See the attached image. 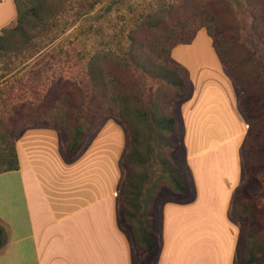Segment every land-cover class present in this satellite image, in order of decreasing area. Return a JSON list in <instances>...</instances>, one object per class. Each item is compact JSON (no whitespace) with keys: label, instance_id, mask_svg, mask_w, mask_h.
Instances as JSON below:
<instances>
[{"label":"rangeland","instance_id":"1","mask_svg":"<svg viewBox=\"0 0 264 264\" xmlns=\"http://www.w3.org/2000/svg\"><path fill=\"white\" fill-rule=\"evenodd\" d=\"M1 1L4 3L5 0ZM16 3V19L0 29V132L13 127L10 133L15 149L16 139L26 127H57L62 133L73 130V118L80 111L87 112L94 95V83L101 79L102 71L108 67L114 69L111 73L117 74L120 83L123 82L124 88L131 93L132 100L140 99L150 106L155 102V106H160L162 100L170 99L165 111L175 116L172 141L177 147L167 148V144L157 140L153 132L138 125L139 140L141 142L143 138L144 141V145L139 146L140 152L147 160L143 164H133L131 173L136 175V193L132 187L127 194L120 192L130 172L123 163L130 147V133L112 113L106 112L100 117L97 126L72 156L74 158L84 150V167L88 161L97 159L99 163L103 162L106 172L115 171L118 179L116 207L120 220L124 208L137 217V222L135 218L131 220V227L119 221L135 264L142 254L138 232L141 223L147 222L153 228L151 236L157 248L162 205L166 202L182 203L192 195L190 174L184 164L180 119V105L188 98L191 85L189 83L186 98H174L171 87L152 78L132 58L134 53L143 52L146 37L164 38L170 43L178 37H187L203 23L198 30L207 34L209 30V37L219 44L224 54L227 69L232 74H241L247 88L243 104L257 117L253 120L254 128L245 155L251 177L238 194L239 205L246 207L245 213L241 221L232 215L230 218L237 225L238 234L241 223L249 231L255 230V238H260L264 246V36L257 34L253 26L255 20L264 24V0H16ZM7 5L8 0L4 6ZM148 23L153 25L147 28ZM193 47L204 48L205 45L198 43ZM169 61L175 62L172 57ZM234 86L239 98V85L234 83ZM44 106L51 112L41 117L44 121L32 120L24 125V116L38 118L37 110ZM240 111L247 133L249 122ZM65 113L68 115L66 121L60 119L66 116ZM59 135L64 145L61 131ZM5 150L7 141L0 139V151ZM173 162L185 175L188 188L184 198L169 189L167 175ZM245 179L246 171L242 166V181ZM6 199L9 204L4 203ZM8 205L17 216L23 215L21 186L15 172L0 175V213L5 212ZM0 225L4 228L1 222ZM135 231L139 244L132 243ZM261 257L260 263L264 264V253ZM147 258V264H150L156 256L147 255Z\"/></svg>","mask_w":264,"mask_h":264},{"label":"crops","instance_id":"2","mask_svg":"<svg viewBox=\"0 0 264 264\" xmlns=\"http://www.w3.org/2000/svg\"><path fill=\"white\" fill-rule=\"evenodd\" d=\"M4 4L0 29L17 16L15 0ZM198 43L205 47L194 48ZM171 57L188 70L191 85L180 119L192 195L162 205L159 251L150 264H236L238 227L229 211L242 182L246 123L234 82L204 30L177 44ZM16 154L17 169L0 175L17 174L24 212L17 216L8 205L0 213L6 232L0 264H135L119 224L114 170L106 172L97 159L84 167V150L68 156L59 131L46 126L24 128Z\"/></svg>","mask_w":264,"mask_h":264},{"label":"trees","instance_id":"3","mask_svg":"<svg viewBox=\"0 0 264 264\" xmlns=\"http://www.w3.org/2000/svg\"><path fill=\"white\" fill-rule=\"evenodd\" d=\"M16 3V0H15ZM16 3V8H17ZM18 14V8H17ZM153 24L148 23V26H152ZM204 26V24H200L195 27V30L188 35L187 37H181L176 39L175 41L168 42L166 39H157L152 37L151 39H145L143 41L144 47L142 48V53H137L133 55V62L141 68H144L147 72H149L155 80L161 82L163 85L171 87L172 92L177 96V98H186L188 95V86L190 83L189 80V72L178 62H170L171 50L180 43L189 44L195 37L196 30L199 27ZM254 31L260 36H264V24L260 21H254ZM208 35L209 30H208ZM212 39V38H211ZM142 43V44H143ZM133 46V45H132ZM212 47L217 53L218 58L220 59L224 69L232 79L235 84L239 85V106L242 112L246 115L249 122L248 132L245 134L243 142L241 144V160L242 166L246 171V179L239 183L233 191L232 201L230 206L229 214L236 217L237 220L242 219L245 213V206L239 205L240 199H238L239 192L247 185L249 178L251 177L249 167L246 161V146H248L247 142L252 135L251 130H253V124L257 117L253 116L252 112H248L245 108L243 101L245 100L247 94V88L245 83L242 81L241 74H232L230 70L227 69V62L224 58V54L221 52L219 44L212 40ZM151 49V52L149 51ZM118 66V63H115ZM114 69L111 67L105 68L101 73V79L96 80L94 83V95L90 103L88 104L87 112L80 111L76 117L73 118L74 125L73 130L63 131L55 127V129H59L62 134L63 146L65 153L72 157L77 151L80 149L81 145L84 142L85 137L91 132L98 124V120L101 116H103L106 112H110L113 116L118 117L126 126L128 132L130 133V147L128 152L125 154L123 163L126 165L128 169V176L123 182L124 191L121 194H127L129 192V188H134L135 193L138 191V185L134 181L135 176L131 171H134L133 164H143L147 160V157L140 152V144L144 145V141L139 140V128L138 125H143V127L149 132H153L157 140L164 141L167 145V148L177 147V144L173 142V138L175 129H176V119L173 113L170 111H165L168 108V103L170 102L169 98H165L162 100L161 105H156L153 102L152 106L146 103L140 102V99L132 100L130 96V92L126 90L123 86V82L120 83L117 74H112L111 72ZM155 103V104H154ZM264 103V101H263ZM162 107V108H161ZM49 108L51 109V105L49 104ZM161 110V111H160ZM38 118L39 120H35L32 118V115H26L22 119L25 124H28V121H36L40 122L44 118L43 115L49 114V110L47 107H43L42 109H38ZM35 111V112H37ZM32 114L35 115L33 112ZM66 116H61L60 119L67 120ZM157 119V120H156ZM27 121V122H26ZM44 121V120H43ZM46 121V120H45ZM46 125H48L46 123ZM252 127V128H251ZM13 130V127H9L7 129H3L0 132V139L7 141V150L0 151V173L17 169V154L14 146V140L10 131ZM160 144V143H158ZM174 144V145H173ZM129 163V165H128ZM173 167L168 169L169 173L167 178L170 182V190L174 194H179L180 197L187 196V182L185 181V175L181 170L180 166L173 162ZM133 175V176H132ZM249 175V176H248ZM138 179V177H137ZM139 179L142 177L139 176ZM129 195V194H128ZM124 202L127 198H124ZM129 200V199H128ZM132 202V199L130 200ZM148 201V199L146 200ZM119 202V199H118ZM135 218V222H137V217L134 212L127 208L122 210V221L120 220V214L118 212V219L123 224L125 223L127 226L131 227V220ZM144 219H141V221ZM139 221V222H141ZM153 224V223H152ZM151 226L147 222H143L140 225L139 234H140V244L137 240V232L135 231L132 235V243L139 244L142 254L138 256L137 264H147L148 258L147 255H157L159 251V246L155 247V242L151 236ZM153 229V228H152ZM257 236L256 231H249L245 225L240 223V230L237 237L236 242V264H261L260 261L262 259V254L264 253V246L262 241L260 242V238H255ZM6 241V232L4 228L0 225V247Z\"/></svg>","mask_w":264,"mask_h":264}]
</instances>
